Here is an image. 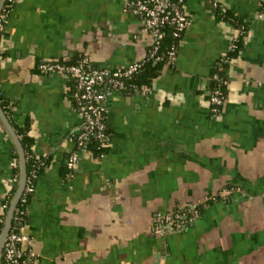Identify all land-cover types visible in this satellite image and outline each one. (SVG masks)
Returning <instances> with one entry per match:
<instances>
[{"label": "crops", "instance_id": "0c3cea01", "mask_svg": "<svg viewBox=\"0 0 264 264\" xmlns=\"http://www.w3.org/2000/svg\"><path fill=\"white\" fill-rule=\"evenodd\" d=\"M128 3L14 0L0 33L7 116L15 130L28 127L34 154L47 161L22 227L36 264H264V8L256 0H185L191 23L174 64L148 86L109 96L106 155L83 152L67 175L81 119L66 76L38 65L86 56L119 68L145 58L151 36ZM240 24L241 47L224 64ZM215 75L228 82L217 114ZM17 153L0 118V219L20 179ZM187 204L200 209L190 227L154 232L158 214Z\"/></svg>", "mask_w": 264, "mask_h": 264}, {"label": "built area", "instance_id": "2783aa9c", "mask_svg": "<svg viewBox=\"0 0 264 264\" xmlns=\"http://www.w3.org/2000/svg\"><path fill=\"white\" fill-rule=\"evenodd\" d=\"M263 5L264 0H256ZM128 7L138 15L143 23V30L151 36L149 49L145 58L131 62L119 67H97L88 57L81 56L75 62L68 60H45L38 65L39 71L43 75L62 74L71 81L69 85V95L73 108L81 119V124L77 133L73 136L75 143L74 151L67 159L68 176L79 161L81 154L88 151L91 140L98 143V148L102 150L99 157H104L110 147L112 134L108 127V98L114 91H125L129 88V82L141 72L144 65L149 60H165L167 64L173 65L179 51L180 43L185 36L189 26L190 18L185 11V0H129ZM12 9L3 6L0 14V33L5 30ZM263 12H261L262 16ZM172 28V36L178 40L173 43L167 52H162L163 41L166 36V28ZM240 33L244 32L242 26ZM234 38L227 53L222 57V61L229 63L232 59L230 52L237 50ZM215 85L210 89L209 99L213 114H217L225 103L226 92L222 88L227 86V79L223 76H214ZM1 96V92H0ZM13 167L19 166L18 159L12 162ZM40 166H45L41 162ZM37 170L31 171L30 178L27 176L26 186L20 200L27 203L28 196L34 193L35 177ZM10 203L5 202L4 208L9 210ZM19 216L25 215V210H18ZM14 212V215H15ZM198 204H187L174 211L160 213L155 217L153 230L160 234L166 229L182 231L190 227L199 216ZM14 217V216H13ZM20 217L17 219L19 220ZM3 221V218L0 219ZM1 234V233H0ZM37 253L32 247L31 238L22 230H17L11 226L6 238L1 264H36Z\"/></svg>", "mask_w": 264, "mask_h": 264}, {"label": "trees", "instance_id": "16d2710c", "mask_svg": "<svg viewBox=\"0 0 264 264\" xmlns=\"http://www.w3.org/2000/svg\"><path fill=\"white\" fill-rule=\"evenodd\" d=\"M14 0H6L4 7L8 8V9H12V5H13ZM263 8H264V2H263ZM223 16H225L226 18L228 17V12H222ZM245 25L244 24H240V28ZM245 32V31H244ZM244 32L241 33V35H239V37L237 38V40L235 41L236 45H237V49L241 47V37L244 34ZM178 42V40L176 38H174L172 36V28L171 27H167L166 28V36L164 38L163 41V46L161 48L162 52H167L168 49L170 48V46L173 43ZM233 52H230V55H232ZM79 58V57H78ZM77 58V59H78ZM77 59H75L74 61H70V62H75ZM167 64L165 60H161V61H155V60H149L146 62V64L144 65L143 69L141 70V72H139L131 82H129V88L127 90H125L126 92H132L135 90H139L144 86H148L150 85V83L152 82V80L157 77L161 71V68L163 65ZM227 64V63H224ZM39 70V68H38ZM69 85H71V81H69ZM215 85V84H214ZM224 89V91L226 92V86L222 87ZM0 104L2 105V107L4 108V111L6 112L7 115H9V110L7 107V103L6 101H4L2 99V96H0ZM16 131L17 134L21 140V143L23 145L24 151H25V156H26V163H27V176L30 178L31 176V171L36 169L37 170V176L35 177V181L37 179V177L39 176V174L41 173V171L43 170V168L45 166H40L39 164L41 162H45L47 163L46 159L40 156H37L34 154L33 151V147L35 144V139L30 136L28 134V127L24 126V127H16ZM88 151L92 152L93 155H100V153L102 152L101 149L98 148V143L95 140H91L89 142L88 145ZM17 159L19 158V154H16ZM19 160V159H18ZM68 171V169H67ZM15 173L17 175H19L20 173V165L18 167L15 168ZM17 186H18V182L14 183L12 189L10 190L8 196H7V200L6 202L11 203L16 190H17ZM31 195L28 196V200L27 203H23L22 200H19L18 204H17V209L19 210H25L26 214L25 215H21L19 216L18 212H15V215L13 217L12 220V226L13 228L15 227V229L17 230H22V227L25 225V223L28 221V207L30 204V200H31ZM7 210V209H6ZM7 213L8 212H4L3 214V221H0V233L3 230L6 218H7ZM18 217L19 220L17 219Z\"/></svg>", "mask_w": 264, "mask_h": 264}, {"label": "water", "instance_id": "95a60500", "mask_svg": "<svg viewBox=\"0 0 264 264\" xmlns=\"http://www.w3.org/2000/svg\"><path fill=\"white\" fill-rule=\"evenodd\" d=\"M5 1L6 0H0V14H1L2 8L5 4ZM0 118L3 122V124L5 125L9 135L13 138V140L17 146L19 158H20V168H21V175H20V179L18 182L17 190H16V193H15V195H14V197L10 203L9 210L7 213V218H6L3 230L0 234V264H1L3 248H4L6 238L9 234L11 226H12V220H13L14 212H15L17 204L21 198V195L24 191V188L26 186L27 163H26L25 151H24L23 145L21 143V140L17 134V131L15 130V128L13 127L11 122L9 121V118H8L6 112L4 111V108L2 107L1 104H0Z\"/></svg>", "mask_w": 264, "mask_h": 264}]
</instances>
